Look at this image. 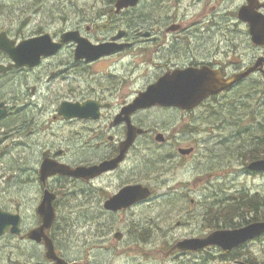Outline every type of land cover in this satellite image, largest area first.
<instances>
[{
	"label": "flooded vegetation",
	"instance_id": "af4514ba",
	"mask_svg": "<svg viewBox=\"0 0 264 264\" xmlns=\"http://www.w3.org/2000/svg\"><path fill=\"white\" fill-rule=\"evenodd\" d=\"M118 1L105 0L103 11L95 18H81L75 26L63 28L56 18L49 16L41 22L21 23L7 14V6L1 7L0 41L17 46L30 38L47 35L51 46H61L48 51L29 50L36 57L21 60L23 63H17L10 52L0 47V112H3L0 114V208L20 215L21 219V233H13L11 225L0 239L36 243L46 254L44 241H33L28 232L42 225L39 206L49 192L55 194L56 220L46 232L57 249L53 233L58 227V200L71 191L68 186L74 182L90 185L99 181L96 187L102 199V214H121L150 200L155 180L173 174L168 168L195 169L200 159L202 118L215 115L218 104L226 99L223 96L226 92L247 84L264 87V45L253 42L250 24L238 15L242 8L250 7L264 17V0H138L135 5L121 9L117 8ZM36 4L41 5L42 0ZM69 5L71 2L66 3L67 8ZM36 15L41 14L36 11ZM63 19L65 23L69 20L68 16ZM68 31H77L95 45L105 43L111 50L91 60L77 57L78 42H63V34ZM20 52L25 54L26 50ZM107 59L109 64L104 71L95 72L93 64ZM199 71L220 73L224 78L249 73L231 89L211 95L192 107L155 104L131 108L140 93L150 86L163 81L165 87H177L182 75L191 73L194 78ZM138 81L141 83L137 86ZM66 102L88 103L87 115L61 112ZM132 127L141 131L116 167L90 179L62 173L42 178L45 161L76 168L117 158ZM248 172L264 174L249 169ZM199 180L201 176L197 175L196 181ZM136 184L149 187L151 197L118 211L106 207V202L124 187ZM258 196L253 204L263 214L264 199ZM30 212L36 215V222L26 224ZM255 216L256 211L243 208L228 222L217 221L212 216L210 222L214 221L215 229H235L257 221L253 220ZM249 243L232 250L229 260H222L224 264H258L244 258V254H235ZM31 259L42 264L36 256Z\"/></svg>",
	"mask_w": 264,
	"mask_h": 264
},
{
	"label": "rangeland",
	"instance_id": "374dc122",
	"mask_svg": "<svg viewBox=\"0 0 264 264\" xmlns=\"http://www.w3.org/2000/svg\"><path fill=\"white\" fill-rule=\"evenodd\" d=\"M104 1L42 0L41 5H35L37 0H1L0 17L1 7L7 6V14L17 17L16 20L21 23L23 20L43 21L49 16L56 18L57 24L62 28L72 27L81 18H95L103 11ZM67 2H71L68 8ZM36 11L41 15H36ZM66 16L69 19L67 23L63 19ZM33 24L32 22L31 25ZM108 64V59L93 64L95 72H103ZM90 80H94L92 72ZM140 83L138 81L137 86ZM254 86L247 84L236 87L224 94L226 99L221 102L228 106L236 98L247 96L243 92L251 88L248 93L254 106L256 99L260 100V105L264 104V87ZM253 107L248 111H254ZM260 120H264V117ZM201 123L200 159L196 162L195 169L168 168L173 174L167 175L161 181L155 180L152 184L153 197L130 210L117 215L107 212L102 214V199L96 187L99 181L90 185L80 182L69 185L71 191L62 194L58 200V227L53 233L61 253L69 261L78 264H224L222 260H229L230 255L224 257V252L218 247L197 252L167 253L179 240L205 236L215 229L211 225L213 223L210 222V215L211 208H217L216 203H226L246 193L253 196L260 193L264 198V174H250L246 165L247 159L237 153L245 145L242 139H235L231 135L234 122H216L212 118L203 117ZM263 134L261 132V136ZM227 141H230L229 145L225 143ZM7 159L14 160L13 157ZM175 172L181 173L174 175ZM197 175L201 176L198 182ZM261 213L259 210V214ZM248 215L252 217L251 213ZM36 218L33 212L27 213L26 224L35 223ZM117 231L124 234L122 240L115 238ZM235 254H244V258L264 264V238L249 243ZM31 256H36L43 264H48L42 246L29 241L20 242L19 239H0V264H35L36 260H32Z\"/></svg>",
	"mask_w": 264,
	"mask_h": 264
},
{
	"label": "water",
	"instance_id": "95a60500",
	"mask_svg": "<svg viewBox=\"0 0 264 264\" xmlns=\"http://www.w3.org/2000/svg\"><path fill=\"white\" fill-rule=\"evenodd\" d=\"M138 0H119L117 2V8L128 7L135 5ZM239 17L250 24V33L254 43L258 45H264V17L257 14L255 10L250 7H244L239 11ZM77 31H68L63 34V42L75 40L78 42L77 57H86L89 60L100 57L101 55L108 53L111 48L105 43L95 45L87 38L80 37ZM48 36L33 37L20 45H13L7 41H0V47L11 53L12 57L17 63H23L21 60L29 61L36 57L30 54L29 50L42 49H58L61 44L51 46L47 40ZM20 49H25L26 53L20 52ZM38 59V57L36 58ZM249 72L235 74L230 78H224L220 73H210L199 71L195 73L193 78L191 73L181 76V83L177 87H165L164 82L150 86L145 92L140 93L137 100L131 105L132 109H138L143 106H152L155 104L161 105H178L182 107H192L202 102L206 97L211 94H218L221 91L232 87L235 83L244 78ZM192 79H190V77ZM169 98L174 102H170ZM178 101H176V99ZM88 110V103L84 104H70L64 103L61 112L69 113L74 111V115L86 116ZM3 112H0L2 114ZM141 130L136 127H132L129 134V139L123 144L122 154L117 158L106 161L101 164H95L91 166H78L71 168L63 164L52 165L45 161L41 168V176L44 177L51 173H62L65 175H71L75 177L93 178L99 175L105 169L116 167L118 163L123 159V154L127 148L131 145L136 137V134ZM248 168L255 171H264V158L256 159L252 161ZM151 195L149 187L142 184L129 185L124 187L119 193L111 197L106 202V207L112 210H119L126 208L134 203L147 199ZM55 194L46 192L41 205L39 206V213L42 216L43 222L37 228L28 232V237L38 243L44 241L46 247V257L55 261V264H75L70 263L63 257H60L56 251L52 238L47 234L46 230L50 228L55 220L56 213L53 206V200ZM20 215H15L9 212H5L0 208V236L5 234L11 225H13L11 231L19 234L20 230ZM264 233V221H256L250 223L241 228L235 229H218L212 231L205 237H190L178 241L173 249H179L181 251H196L209 246H219L224 250H232L247 241L253 240ZM117 239H122L123 233L117 232L115 234ZM169 254V253H168ZM246 264V263H244Z\"/></svg>",
	"mask_w": 264,
	"mask_h": 264
},
{
	"label": "trees",
	"instance_id": "16d2710c",
	"mask_svg": "<svg viewBox=\"0 0 264 264\" xmlns=\"http://www.w3.org/2000/svg\"><path fill=\"white\" fill-rule=\"evenodd\" d=\"M250 91L251 88H247V90L243 92L247 96L244 98H236L235 101L231 102L228 106H225V103H219L220 107L216 110L212 119L216 122H224L226 120L234 122V130L231 135L235 139H242L243 145H245L241 146V149L237 150V153L242 154L244 158L251 161L253 159L264 158V134L261 136V132L264 133V120H260L261 117H264V104L260 105V100L254 98L257 100L254 106V102H251L252 97H250L248 93ZM251 107L255 110L249 112L248 110H250ZM248 124H253V126L249 127ZM239 135H241V137ZM225 143L229 145L230 141ZM257 199H259L258 195L253 196L244 194L239 198L230 199L226 202L227 205L222 204L223 201L218 202L219 206H217L216 209L211 208L210 216L218 219L217 221L228 222L236 212L242 211L243 208H248L250 211H256V216L253 220L261 219L263 216L262 214L259 215V206L257 205L254 207L255 205L253 204L254 200L256 201ZM211 225L214 226V224ZM223 254L224 257L229 255L228 252H224Z\"/></svg>",
	"mask_w": 264,
	"mask_h": 264
}]
</instances>
